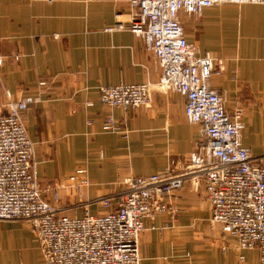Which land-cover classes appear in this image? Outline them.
I'll return each instance as SVG.
<instances>
[{"label":"crops","instance_id":"1","mask_svg":"<svg viewBox=\"0 0 264 264\" xmlns=\"http://www.w3.org/2000/svg\"><path fill=\"white\" fill-rule=\"evenodd\" d=\"M128 1L0 0V105L7 102L6 91L15 101L41 95L25 119L43 186L83 167L90 181L86 199L93 200L120 191L127 177L181 174L196 151L199 136L185 117L186 99L158 89L161 70L144 40L126 30L109 31L128 22ZM180 21L191 45L223 60L212 88L228 108L234 101L246 104L242 142L263 156L264 6L222 5L200 17L182 12ZM144 83L153 86L151 101L135 112L99 101L100 87ZM88 101L94 106L87 108ZM108 116L126 135L103 131ZM61 195L64 202L70 197L64 190ZM166 202L177 212L155 214L146 223L142 264L259 263L257 251H238L221 227L210 226L211 207L201 182L187 181ZM90 209L100 212L97 206ZM42 263L29 222L0 220V264Z\"/></svg>","mask_w":264,"mask_h":264},{"label":"built area","instance_id":"2","mask_svg":"<svg viewBox=\"0 0 264 264\" xmlns=\"http://www.w3.org/2000/svg\"><path fill=\"white\" fill-rule=\"evenodd\" d=\"M222 5L264 6V0H129L128 22L109 30H126L143 39L161 70L158 89L185 97L184 114L196 126L199 140L181 174L127 177L120 191L93 200L86 199L90 181L83 167L65 181L43 186L25 124L26 113L41 95L15 101L5 92L7 102L0 105V220L29 222L42 264H142L140 239L146 223L155 214H176L166 199L187 181L203 184L210 226L221 227L238 251H257L258 264H264V155L255 156L242 142L243 108L238 104L230 113L226 100L212 88L222 63L191 45L180 21L182 12L200 17L205 9ZM152 88L150 83L100 87L98 97L106 107L135 112L149 106ZM85 106L94 105L88 101ZM102 129L126 135L112 116ZM69 188L79 202L61 206V191ZM92 206L100 212L92 214ZM68 210H81L82 215L68 217Z\"/></svg>","mask_w":264,"mask_h":264},{"label":"rangeland","instance_id":"3","mask_svg":"<svg viewBox=\"0 0 264 264\" xmlns=\"http://www.w3.org/2000/svg\"><path fill=\"white\" fill-rule=\"evenodd\" d=\"M217 61H220L222 64H223V60L222 59H217ZM221 64V65H222ZM217 73L218 74H220L221 73V68H219L218 69V71H217ZM218 74H216V75H218ZM240 105L242 108H243V110H244V113H243V118L246 116V112H247V106H246V104H243V103H241L240 101H234V104L232 105V107L231 108H228V110H229V112L230 113H232L234 110H235V107H237V105ZM226 105H227V101H226ZM228 107V106H227ZM25 124H26V119H25ZM26 127H27V125H26ZM28 130V129H27ZM29 134V133H28ZM88 171V170H87ZM67 179V178H66ZM65 179V180H66ZM41 180V179H40ZM64 180V181H65ZM63 181V180H62ZM60 182V181H59ZM121 188V187H120ZM64 191H66V190H64ZM67 193L68 194H70V197L69 198H67L66 197V200H65V202L63 201V200H61V202H60V205L61 206H64V207H70L72 204H76V203H78L79 202V200H78V202H71V199L73 198L72 196L74 195L73 193H72V191L71 190H67ZM75 196V195H74ZM49 197V201L51 202V203H53L54 204V202H53V199H52V197L51 196H49V195H47V198ZM61 197H62V195H61ZM72 197V198H71ZM63 201V202H62ZM68 201H70V203H68V204H66ZM75 213H78L77 214V216H80L81 215V210H78V211H74Z\"/></svg>","mask_w":264,"mask_h":264}]
</instances>
